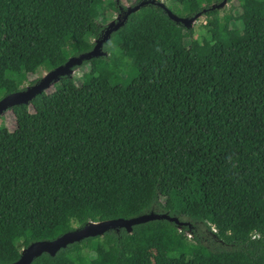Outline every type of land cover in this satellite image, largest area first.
<instances>
[{"label":"trees","instance_id":"trees-1","mask_svg":"<svg viewBox=\"0 0 264 264\" xmlns=\"http://www.w3.org/2000/svg\"><path fill=\"white\" fill-rule=\"evenodd\" d=\"M103 1L0 0V99L91 50ZM174 1L207 9V37L148 4L75 68L91 65L80 83L62 76L0 116V263L155 211L185 224L112 229L32 264H264V0ZM122 68L128 85L112 80Z\"/></svg>","mask_w":264,"mask_h":264},{"label":"water","instance_id":"water-1","mask_svg":"<svg viewBox=\"0 0 264 264\" xmlns=\"http://www.w3.org/2000/svg\"><path fill=\"white\" fill-rule=\"evenodd\" d=\"M228 3V0H223L219 3H213L210 9L222 10ZM148 4H156L163 8L168 17L175 22L182 23L186 28H193L195 22L203 16V12L207 9L192 15L180 16L172 11V9L162 0H141L139 3L130 6L128 9L120 7L118 16L113 19L103 30L101 36L95 39L93 48L89 51L80 53L79 55L71 56L64 64L48 71L41 79L34 84L27 85L24 89L9 93L0 99V116L10 107L21 105L31 101L37 94L41 93L44 89L48 88L52 83L60 81L62 76H72L75 68L81 66L84 62L92 58L107 55L108 52L103 49L104 43L109 39L112 32L124 26L128 16L139 11L142 7ZM156 219H168L175 221L179 225L185 224L181 222L178 217L171 216L168 213H157L150 211L131 218H115L99 221H89L83 226L77 227L73 230L67 231L64 234L54 238L45 239L32 242L21 251L18 260L7 264H32L35 258L44 253L55 256L61 249L68 247L70 244L80 242L89 237L102 236L106 232L125 227L131 231L133 225L146 223ZM2 264V263H0Z\"/></svg>","mask_w":264,"mask_h":264},{"label":"rangeland","instance_id":"rangeland-1","mask_svg":"<svg viewBox=\"0 0 264 264\" xmlns=\"http://www.w3.org/2000/svg\"><path fill=\"white\" fill-rule=\"evenodd\" d=\"M164 1L173 11L176 12V14L180 16H185L187 14V11L185 9L184 5L178 4L174 0H162ZM208 0H202L203 3H207ZM123 5H131V2L129 0L123 1ZM230 3L224 7L226 10L229 7ZM110 5L108 4V0H104L101 2L98 7L96 8V16L99 20L104 22L106 25H108L113 19H115L118 16V13H109ZM224 10L221 12L220 15H223ZM206 17L202 16L200 17L194 24L193 28L195 29L196 35L199 40H202L204 37L208 36V30L203 25L206 23ZM69 54H73L72 50L68 51ZM91 65L87 64L83 67H80L78 69H75L72 76H74L77 79V82L80 83L83 79V73L90 70ZM48 71L44 68H40L38 70L39 75H45ZM117 77V78H116ZM132 79V75L130 76V73L128 72V69L122 68L118 69L115 76L113 77V82H119L123 85H128ZM30 85V84H28ZM27 86V83L25 84V87ZM22 88L23 85H20ZM11 116H8L7 119H10Z\"/></svg>","mask_w":264,"mask_h":264}]
</instances>
